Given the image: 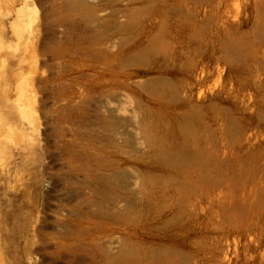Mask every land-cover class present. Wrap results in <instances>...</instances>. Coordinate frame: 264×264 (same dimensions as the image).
Returning <instances> with one entry per match:
<instances>
[{
	"label": "rangeland",
	"instance_id": "374dc122",
	"mask_svg": "<svg viewBox=\"0 0 264 264\" xmlns=\"http://www.w3.org/2000/svg\"><path fill=\"white\" fill-rule=\"evenodd\" d=\"M125 263L264 264V0H0V264Z\"/></svg>",
	"mask_w": 264,
	"mask_h": 264
},
{
	"label": "bare ground",
	"instance_id": "6f19581e",
	"mask_svg": "<svg viewBox=\"0 0 264 264\" xmlns=\"http://www.w3.org/2000/svg\"><path fill=\"white\" fill-rule=\"evenodd\" d=\"M25 10H28V8L25 9V6H23V7L21 6V7L18 8L17 12H18L19 15H21L22 13H26ZM29 12H30V11H29ZM27 13H28V12H27ZM23 15H24V14H23ZM21 17H22V16H21ZM94 38H95V37H94ZM84 39H85V38H84ZM98 39H99V38H98ZM80 42H81V40H80ZM98 42H99V40H98ZM91 43H94V42H91ZM105 43H106V42H105ZM88 44H89V43H88ZM84 45H85V44H84ZM92 47H93V46H92ZM92 49H94V48H92ZM92 49H91V50H92ZM88 53H89V52H88ZM94 54H95V53H94ZM92 55H93V54H92ZM122 253H123V252H122ZM125 264H126V263H125Z\"/></svg>",
	"mask_w": 264,
	"mask_h": 264
}]
</instances>
